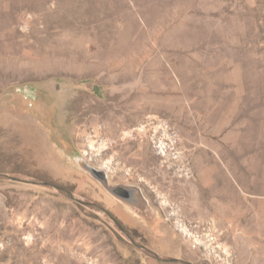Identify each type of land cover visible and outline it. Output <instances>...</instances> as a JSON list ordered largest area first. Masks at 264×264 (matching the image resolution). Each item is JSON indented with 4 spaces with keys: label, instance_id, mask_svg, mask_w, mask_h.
Returning a JSON list of instances; mask_svg holds the SVG:
<instances>
[{
    "label": "rangeland",
    "instance_id": "rangeland-1",
    "mask_svg": "<svg viewBox=\"0 0 264 264\" xmlns=\"http://www.w3.org/2000/svg\"><path fill=\"white\" fill-rule=\"evenodd\" d=\"M79 159L141 188L147 212ZM0 174L100 205L162 258L264 264V0H0ZM201 222L212 256L182 234ZM0 264L180 263L0 179Z\"/></svg>",
    "mask_w": 264,
    "mask_h": 264
},
{
    "label": "water",
    "instance_id": "water-1",
    "mask_svg": "<svg viewBox=\"0 0 264 264\" xmlns=\"http://www.w3.org/2000/svg\"><path fill=\"white\" fill-rule=\"evenodd\" d=\"M81 165L83 167V169H85L86 171H88L89 173H91L95 178H97L99 181H101L105 188L112 193L114 196H116L117 198H119L120 200H122L124 202L127 201L131 196L135 197L138 200H141L143 202L146 201V197L143 194L141 188L137 187V186H133L132 190H123L120 187H113L110 185L109 180H108V176L104 171L98 170L94 167H91L90 165L84 163L83 161H81ZM0 179L1 180H6V181H12V182H18V183H23V184H29V185H34V186H42V187H48L50 189H54L57 191H60L64 194H66L70 199L76 201L79 204H82L84 206L87 207H91L94 209H99L101 211H103L104 213H106L110 219L113 220V222L119 227V229H121L126 235L127 237L130 239V241L139 249L146 251L147 253L151 254L153 257H155L156 259L166 262V263H180V264H193L189 261L186 260H180V259H166V258H162L160 257L157 253H155L154 251L148 249L146 246H144L143 244H138L135 239L133 238V236L129 233V231L127 229H125L120 222L117 221V219L111 215L107 210H105L103 207H101L98 204H94V203H89V202H85L83 200L77 199L73 193H71L69 190L56 185L54 183H50V182H46V181H38V180H31V179H25L22 177H16V176H11L8 174H0Z\"/></svg>",
    "mask_w": 264,
    "mask_h": 264
},
{
    "label": "built area",
    "instance_id": "built-area-1",
    "mask_svg": "<svg viewBox=\"0 0 264 264\" xmlns=\"http://www.w3.org/2000/svg\"><path fill=\"white\" fill-rule=\"evenodd\" d=\"M196 225L198 226V232L196 233L192 232L186 224L181 226L183 236L188 239L187 242L190 243L194 251L210 253L212 256L211 252L216 249L217 238H219V234L216 231L217 228L207 222L196 223Z\"/></svg>",
    "mask_w": 264,
    "mask_h": 264
},
{
    "label": "bare ground",
    "instance_id": "bare-ground-1",
    "mask_svg": "<svg viewBox=\"0 0 264 264\" xmlns=\"http://www.w3.org/2000/svg\"><path fill=\"white\" fill-rule=\"evenodd\" d=\"M95 142L90 140V146L94 147ZM102 147L105 146V144L103 145V143L100 144ZM100 146V147H101ZM83 159H79L78 161H82ZM111 185V184H110ZM113 186V185H111ZM113 187H117V186H113ZM126 205H129L130 208L135 209V210H143V212H147V208L149 206V201L146 198V201L143 202L141 200L136 199L135 197L131 196L127 201L124 200V202ZM138 208V209H137ZM149 212V211H148ZM222 249H224L225 251H227V249H225V247H221Z\"/></svg>",
    "mask_w": 264,
    "mask_h": 264
},
{
    "label": "flooded vegetation",
    "instance_id": "flooded-vegetation-1",
    "mask_svg": "<svg viewBox=\"0 0 264 264\" xmlns=\"http://www.w3.org/2000/svg\"><path fill=\"white\" fill-rule=\"evenodd\" d=\"M114 186H117V187H120V188H122L123 190H126V191H128V190H132V188H133V185L132 184H117V185H114ZM135 186V185H134ZM138 209V208H137ZM140 212H143V210H139ZM123 223H125L126 221L123 219V221H122ZM132 229H134V230H137L136 228H132Z\"/></svg>",
    "mask_w": 264,
    "mask_h": 264
}]
</instances>
